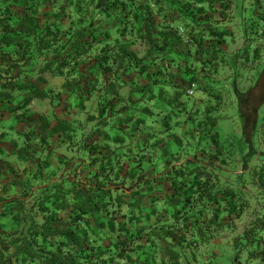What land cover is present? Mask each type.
<instances>
[{
	"label": "trees",
	"instance_id": "obj_1",
	"mask_svg": "<svg viewBox=\"0 0 264 264\" xmlns=\"http://www.w3.org/2000/svg\"><path fill=\"white\" fill-rule=\"evenodd\" d=\"M234 2L0 0V264H216L251 204L264 264V122L240 160L218 129Z\"/></svg>",
	"mask_w": 264,
	"mask_h": 264
},
{
	"label": "rangeland",
	"instance_id": "obj_2",
	"mask_svg": "<svg viewBox=\"0 0 264 264\" xmlns=\"http://www.w3.org/2000/svg\"><path fill=\"white\" fill-rule=\"evenodd\" d=\"M234 1V15L232 20L228 21L232 30L227 38V41L231 43L228 54H234L238 50L239 54L237 57L232 55L229 59L231 66H226L217 74L216 79L223 80V83L219 82L216 87L224 91L226 102L223 107L219 108L218 129L224 138L227 137L236 144L237 157L240 160L250 147L261 148L256 130L260 129L264 122V37L261 41L259 38L264 24L258 15L263 9L257 7L256 0ZM261 3L264 4V0H261ZM245 44L249 46L247 47L249 51L256 45H260L262 51L259 60L251 58L248 63L244 61L246 50L242 48H245ZM251 52L253 55V51ZM52 82L59 86L61 79L57 78ZM241 100L243 101L242 107L239 102ZM32 108L38 112L47 113L52 106L48 100L35 101ZM254 124L256 130L251 133V130H254ZM236 172H243L242 166H239ZM248 186L251 187L250 184ZM252 206L253 204L239 219L235 233H227L226 237L212 244V249L216 251V256L212 257L214 263L234 264L236 250L231 239L240 234L249 222Z\"/></svg>",
	"mask_w": 264,
	"mask_h": 264
},
{
	"label": "built area",
	"instance_id": "obj_3",
	"mask_svg": "<svg viewBox=\"0 0 264 264\" xmlns=\"http://www.w3.org/2000/svg\"><path fill=\"white\" fill-rule=\"evenodd\" d=\"M193 93V90H190V94H192Z\"/></svg>",
	"mask_w": 264,
	"mask_h": 264
}]
</instances>
